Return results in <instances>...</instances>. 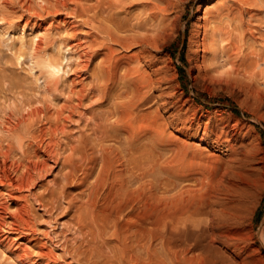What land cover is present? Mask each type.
Here are the masks:
<instances>
[{"label":"bare ground","instance_id":"1","mask_svg":"<svg viewBox=\"0 0 264 264\" xmlns=\"http://www.w3.org/2000/svg\"><path fill=\"white\" fill-rule=\"evenodd\" d=\"M183 2V0H43L39 8L31 4L23 6L26 26L34 19L35 27L36 25L40 27L41 23L36 18L62 12L71 18V21L68 22L65 17L59 21L65 24L76 22L79 26L84 25L90 29L89 32L74 34L77 38H75L76 42L73 41L81 61L79 70L81 69L88 79L86 82L85 79L82 82L80 80V84L77 82L78 87L73 86L75 89L70 91L72 92L70 99L57 109L53 108L56 104L51 106L56 101L52 100V103L47 101L49 102L47 103L42 97L40 101L34 92V95L29 96L19 89L23 85L19 79L10 81L7 86L5 82L1 83L0 91L3 97L8 100L7 96L15 97L12 101L9 100L13 105L9 103L7 106L8 103L3 102L7 110L6 107L0 106L2 107L0 112H3V115L0 114V128L3 131L0 136V184L10 187L9 190L7 189L8 192L5 189L7 198L12 197L17 200L10 198L14 204L10 209L7 204L9 199L8 201L4 199L5 203H3V198H0L3 203H0V219L5 222L4 215L7 214L10 222L5 224L6 227L11 226L7 224L15 226L20 222H27L29 208L22 200L18 201L19 195L16 194V197L14 191L26 190L28 192L26 195L29 194L32 199V197L36 198V195L32 194L31 189L36 186L45 187V195H48V201L55 209H60L62 201L67 202L66 211L71 210L73 213L76 223L73 224L80 235L79 239L77 238L79 244L86 246L81 253L87 255L85 258L89 256L93 264H104L106 260L101 261L103 254H100L98 240L103 243L100 242V246L109 248V254L105 253L110 255L112 260H117V264L139 260L140 255L136 254L138 252H145L152 264H220L219 261L207 258L203 251L198 253L192 251L201 250L200 243L190 246L188 238H184L178 246L173 244L170 238L171 230L164 234L167 224L174 221L172 216L161 214L153 205H147L148 214L144 216L141 212L132 210L146 201L145 198L156 199L159 182H157L159 155L157 150L163 140L165 124H181L182 132L190 134L189 130L194 129L195 135L200 126L198 124L193 127V124L199 120L197 121L194 116H186V110L174 107L176 104L168 105L174 94L168 90L164 91L168 78L165 74V65L160 64L163 49L161 42L167 38L170 31L172 32L173 22L181 17L182 11L178 7ZM262 2L264 1L219 0L212 6H205L202 21L195 25L196 28L189 35V40L195 44L196 54L202 58L205 67L202 71H206L204 75L208 77L210 69L216 66L215 63L217 64L220 56L228 52L229 57L230 54L236 53V48L247 42H254L258 34L255 35L251 29L253 20L256 21L254 25L257 28L264 27V17H262L264 15L257 16L259 12L256 11L264 5ZM199 6L201 5H198V11ZM76 27L73 25L69 29L75 30ZM180 29L185 30V25L181 24ZM261 37H264V34ZM38 42L41 43L40 40ZM261 42L262 49L260 51L251 49L246 54V58L251 59L250 62H256L254 66L258 67L257 69L264 70V39ZM122 50L127 52L120 54ZM96 57L99 58L90 69L89 66L94 63L92 61ZM208 57H211L210 61H207ZM65 58L68 60L69 57ZM58 62L48 60L46 65L58 71L57 67H60ZM43 82L46 85L45 79ZM53 87L57 89L56 84ZM64 89L59 92L62 93ZM54 91L48 94L51 93L59 98ZM164 96L170 97L163 101V104L168 103L167 105L171 107L168 116L158 114L160 111L156 113L160 107L158 105L157 110L154 111L142 108L150 100L154 103ZM8 100L6 102H9ZM194 119L197 122H194ZM78 120L80 122L77 123ZM207 132L205 128L203 139L206 138ZM227 139V141L231 140L229 137ZM245 156H242L245 160L241 156V158L235 157L234 163H237V166L234 165L235 168L246 165L249 160ZM56 167L58 169L54 173ZM212 169L214 170V167ZM78 170L82 172V177L76 183ZM229 170L222 172L219 179L216 178V172L209 171L211 182L217 179L214 185L222 186L210 188L209 197L212 200L218 199L221 192L229 190L233 178L240 173L239 171L234 176L231 173L233 170L231 172ZM52 174L53 177L45 185L44 182ZM188 176L186 179L191 180ZM184 178L178 179L185 180ZM192 179L196 184L194 178ZM235 179L234 182L238 181L242 190H249L250 183L241 182L243 178ZM172 182L176 183V181ZM70 183H76L80 188L69 200H65L70 195L68 192L71 189ZM196 195L199 196L197 193ZM98 200L100 202L102 200L101 205L97 204ZM190 218L191 215L182 214L175 217V222L181 223L182 231H185ZM210 220L212 224L216 222V218ZM14 226L13 228L11 226V229H14ZM109 239L115 243L110 245ZM158 240L160 246L156 247ZM37 252L40 253L39 250ZM105 256L107 255L104 254Z\"/></svg>","mask_w":264,"mask_h":264},{"label":"rangeland","instance_id":"2","mask_svg":"<svg viewBox=\"0 0 264 264\" xmlns=\"http://www.w3.org/2000/svg\"><path fill=\"white\" fill-rule=\"evenodd\" d=\"M183 1L178 7L182 11L181 17L173 22L172 32L170 31L167 38H164L161 42L163 49L160 64L165 65V74L168 78V82L165 83L166 87H164V84L162 86L164 87V91L168 90L174 95L171 98L164 96L159 99L160 101H156L157 103H153V100H150L142 108L154 111L157 110L156 107L158 105L160 107L156 113L160 111L158 114L161 113L162 116H168L171 109L169 106L176 104L174 107L186 110V116H194L197 121L199 120L197 122L194 119V122L196 121L197 123L193 124V127H196L198 124L200 125L197 128L198 136L195 135L194 129L189 130L190 134L182 132L181 124H165L163 140L157 150L159 154L157 182H159L156 199L150 200L148 198L149 200H147L145 198L147 202H141L142 204L137 205L135 210L131 207H128V209L130 208L134 212L139 211L144 216V214H148L147 207L150 205H153L155 208L157 207L156 209L161 214L172 216L174 219L173 222L167 224L165 232L163 231L166 235L167 231L171 230L170 233L172 234H169L173 244L178 246L184 238H188L190 246L200 243L201 250L193 249L192 251L194 253L203 251L207 258L219 261L220 264H264V72H262L264 70L259 68L260 72L257 69L258 67H255L256 62H250L251 59L246 58V54L251 49L258 51L262 49L260 44H262L261 41L264 39V37H261L264 34V27L257 28L254 25L256 21L253 20L251 29L255 35L258 34L256 39H253L254 42L250 41L238 49L236 48V53L230 54L229 57L228 52L220 56L217 64L215 63L216 66L210 69L213 75L209 72L210 74H208L211 77L209 75L207 77V75H204L206 71L203 72L205 67L203 66L202 58L196 54L195 44L189 40V35L196 28L195 25H198L202 21L205 6H212L219 0ZM28 4L39 8V5L43 4V0H0V85L5 82V86H7L10 81L19 79L23 83L19 89L29 96L35 94L40 101L42 98L43 100L46 99V102L51 101L52 103L56 101V103L50 104L52 107L53 104H56L53 108L57 109L66 100L70 99V96H72V92L70 91L78 87L77 82L80 84L84 79L85 82L88 79L81 69L79 70L81 61L73 41L77 38L74 34L78 32L84 33L85 31L89 32L90 29L84 25L79 26L76 22L74 24L66 23L69 25L67 27L59 19L65 17L69 22L71 18L65 13L63 15L62 12L53 15L49 14L44 18H36L41 23L40 27L37 25L35 27L33 23L34 19L26 26V15L23 14V6ZM198 5H201L199 6V11L197 10ZM258 9H256L259 12H257L259 14L257 16L264 15V10H262L264 9V5ZM62 15L63 17H61ZM55 16H58V18ZM22 24L26 26L24 29H22ZM181 24L185 25V30L180 29ZM71 25L77 26L75 30L69 29V27L72 28ZM39 40L41 43L38 42ZM70 41L71 43H68ZM123 52L126 53L127 51L122 50L120 54H123ZM65 57H69L68 60ZM98 58L96 57V60L92 61L94 63H91L90 69ZM48 60H52V62L59 61L60 67H57L59 70L57 71L47 66ZM210 60L211 57H208L207 61ZM75 72L79 74H74ZM200 72L204 76H200ZM41 75L45 78L40 77ZM43 79L47 81L46 85ZM54 84L57 85L56 90L53 87ZM45 86L52 88L47 89ZM52 89L57 92L55 93L53 90L56 95H59V98L51 93L48 94L49 92H53ZM62 89H64L63 92H59ZM68 89L69 92H67ZM2 97L3 93L0 91V99ZM7 97L11 101L15 99L14 96ZM3 98L0 100L2 101L0 102V106L6 107L5 110H7V106L12 102L5 98L3 101ZM167 98L171 100V104L167 103L169 106L166 103V105L163 104L164 99ZM7 100L9 102H6ZM176 100L177 102H175ZM3 102L8 103L7 106ZM2 110L4 111V109ZM0 114L3 115V112H0ZM78 122L80 121L78 120ZM72 124L74 126V123ZM204 127L208 131L207 139L202 138ZM2 132L0 128V136H2ZM228 137L231 138L230 141H227ZM215 140H219V142H215ZM236 156H239L238 158L245 156L249 160L242 167V171V168L234 167V165L237 166V163H234ZM243 157L242 159H244ZM213 167L214 170L212 169ZM57 169L58 167H56L54 173ZM224 169H230V172L232 170L233 172L236 171V173L231 172L234 176L240 171L233 178L232 183L238 177L235 180L243 178L241 182H247L251 185L249 190L243 189V191L242 187H239L238 181L234 182V188H232L233 184L231 183L232 189L223 187L229 190L221 192L219 200L217 198L212 200L209 197L211 193L209 190L211 191L212 186L216 188L222 187L221 185L215 186L214 181L221 178L219 176L225 171ZM209 171L216 172L215 175L217 177H215L217 179L213 180V183L211 182ZM53 174L49 175L46 179L45 185L53 177ZM187 176L191 180H187ZM81 177L82 172L78 170L76 172V183H78ZM179 177H185V180H179ZM192 178H194L196 184ZM172 181H176V183ZM76 183H70L71 189L68 190L70 195L65 200H69L72 195L79 191L80 187H77ZM215 184L218 183L215 182ZM9 188L0 184V198H3L2 201L4 199L8 201L9 199L7 204L11 209L14 207L12 206L14 205L11 202L12 199L17 200L12 197H10L12 199L7 198L5 191L9 190ZM42 188L36 186L31 189L34 192L32 194H35L38 200L34 197L31 199L29 194L26 195L28 193L26 190L14 191L15 195H19L18 201L22 200L26 203V207L29 208V212L27 210V224L25 221L15 226L14 224H7L11 225L12 228L13 226L15 227L11 229V226H9L10 228L5 226L6 223H10L7 214L4 215V218H6L5 222L0 219L5 226L0 222V228L2 225L0 229L2 230V233L0 232V264H91L92 260L90 257L85 258L87 255L81 253L86 246L79 244L78 236L80 235L73 224L75 223V219H73L72 211H66L67 202L65 200V202L62 201L60 209H55L48 201V195H45V187ZM190 188L194 191L190 190ZM195 191L201 198L196 195ZM228 191L232 193L229 195ZM22 194L25 196L23 197ZM0 203L2 202L0 201ZM97 204L101 205L102 200L101 202L98 200ZM182 214L191 215L185 231H182L181 223L175 222V217ZM211 218H216L214 224H212ZM17 226H20V228ZM108 238L110 237L108 236ZM100 242L103 244L102 241ZM100 242L98 240L100 254H103V258H101L102 256L100 257L101 261L106 259L104 260V264H117V260H112L110 255H108L109 248L103 245V247L100 246ZM111 242H109L110 245L115 243ZM158 243L159 240L155 245L156 247L160 246V243ZM25 245L28 247L26 248ZM38 250L43 254L39 255ZM101 250L103 253H101ZM44 253L48 254V256ZM104 254L109 257H104ZM136 254L140 255V261L133 260L131 262H135L136 264H152L145 252H138ZM146 259L149 260L147 261ZM131 262L126 261L125 263L132 264Z\"/></svg>","mask_w":264,"mask_h":264}]
</instances>
